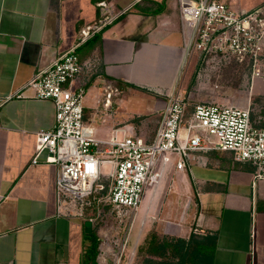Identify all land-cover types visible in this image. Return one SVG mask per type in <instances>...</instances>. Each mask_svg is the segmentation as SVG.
<instances>
[{
    "label": "crops",
    "instance_id": "1",
    "mask_svg": "<svg viewBox=\"0 0 264 264\" xmlns=\"http://www.w3.org/2000/svg\"><path fill=\"white\" fill-rule=\"evenodd\" d=\"M227 1L238 11L264 3ZM102 2L127 12L81 42L82 31L103 17ZM73 48L87 89L85 124L100 139L152 140L168 97H183L201 64L198 54L187 55L179 0H0V264H99L102 238L113 232L109 224L88 227L87 212L58 214V166L46 154L33 163L37 133L53 128L56 111L28 84ZM136 92L150 99L144 111L127 108ZM234 97L201 102L249 105L264 124V69L250 76L243 104ZM178 161L146 189L134 214L127 249L133 264L153 233L210 237L207 264H264V172L222 151L192 155L182 170Z\"/></svg>",
    "mask_w": 264,
    "mask_h": 264
},
{
    "label": "built area",
    "instance_id": "2",
    "mask_svg": "<svg viewBox=\"0 0 264 264\" xmlns=\"http://www.w3.org/2000/svg\"><path fill=\"white\" fill-rule=\"evenodd\" d=\"M99 7L103 17L82 31L81 42L127 12H115L106 2ZM179 7L188 57L198 54L205 69L236 65L252 78L263 75L264 3L249 11L235 10L227 0H179ZM82 70L73 48L39 69L28 84L36 99L52 101L56 111L53 128L37 133L33 163L46 154V162L58 166V214L83 217L87 212L88 220L101 226L115 219L113 232L102 238L99 264H133L134 253L127 255L132 219L146 189L161 183L175 157L182 170L192 155L229 152L264 172V127H258L249 105L202 102L191 108L185 97L172 94L152 140L97 138L85 124Z\"/></svg>",
    "mask_w": 264,
    "mask_h": 264
},
{
    "label": "rangeland",
    "instance_id": "3",
    "mask_svg": "<svg viewBox=\"0 0 264 264\" xmlns=\"http://www.w3.org/2000/svg\"><path fill=\"white\" fill-rule=\"evenodd\" d=\"M243 6L254 3L258 0H240ZM248 71L244 68L238 67L236 65L221 70H212L198 67L194 79L192 80V85H189L184 96L187 103L190 104L192 108L198 103H202L201 99H212L214 95L221 99L231 100L235 95V103L243 104L245 99V92L247 91L249 83ZM129 95V94H128ZM133 99L127 101V108L134 109L136 111L145 110L148 106L150 99L147 96L138 94L137 92L133 94ZM208 97V98H207ZM214 99V98H213ZM147 100V102H145ZM240 101V102H239ZM231 103V102H228ZM109 167L106 168L104 173H108ZM108 185L110 183L106 182ZM109 226L116 225L115 219L111 218L108 220ZM134 264H138L137 262Z\"/></svg>",
    "mask_w": 264,
    "mask_h": 264
},
{
    "label": "trees",
    "instance_id": "4",
    "mask_svg": "<svg viewBox=\"0 0 264 264\" xmlns=\"http://www.w3.org/2000/svg\"><path fill=\"white\" fill-rule=\"evenodd\" d=\"M258 127H264L260 124ZM94 248L98 247L99 241L93 232ZM211 238L197 239L192 236L189 241L180 238H169L156 233L151 234L146 246L138 251V264H207L209 257L207 250L211 249Z\"/></svg>",
    "mask_w": 264,
    "mask_h": 264
},
{
    "label": "water",
    "instance_id": "5",
    "mask_svg": "<svg viewBox=\"0 0 264 264\" xmlns=\"http://www.w3.org/2000/svg\"><path fill=\"white\" fill-rule=\"evenodd\" d=\"M87 226H88V227H91V226H92L91 222H88V223H87Z\"/></svg>",
    "mask_w": 264,
    "mask_h": 264
}]
</instances>
